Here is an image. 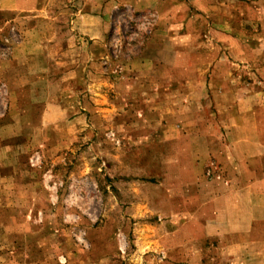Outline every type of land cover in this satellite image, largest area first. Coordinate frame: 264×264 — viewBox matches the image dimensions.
<instances>
[{"label": "rangeland", "instance_id": "1", "mask_svg": "<svg viewBox=\"0 0 264 264\" xmlns=\"http://www.w3.org/2000/svg\"><path fill=\"white\" fill-rule=\"evenodd\" d=\"M14 1L0 0V264H190L193 246L164 241L172 191L194 140L223 124L196 100L222 89L211 81L245 84L233 92L264 77V6L2 8Z\"/></svg>", "mask_w": 264, "mask_h": 264}, {"label": "crops", "instance_id": "2", "mask_svg": "<svg viewBox=\"0 0 264 264\" xmlns=\"http://www.w3.org/2000/svg\"><path fill=\"white\" fill-rule=\"evenodd\" d=\"M255 3L264 6L261 0ZM31 6V1L16 0L2 8ZM87 7L95 10L96 5L89 2ZM82 20L83 34L95 37V16L87 14ZM260 49L264 54V42ZM261 71L264 74V68ZM226 79L230 81H211L222 89L196 100L202 111L211 106L223 124L210 128L211 138L194 140L203 145L191 149L195 156L188 157L187 170L181 167L176 190L172 187L164 241L193 246L180 253L194 264H264V77L249 83V89L233 92L231 85L240 81ZM210 164L215 170L207 177L204 167ZM165 250L170 258L174 250Z\"/></svg>", "mask_w": 264, "mask_h": 264}, {"label": "built area", "instance_id": "3", "mask_svg": "<svg viewBox=\"0 0 264 264\" xmlns=\"http://www.w3.org/2000/svg\"><path fill=\"white\" fill-rule=\"evenodd\" d=\"M214 168H215L214 165L210 164V167H208V169L206 170V175L207 176H212V174H213L212 170H215Z\"/></svg>", "mask_w": 264, "mask_h": 264}]
</instances>
